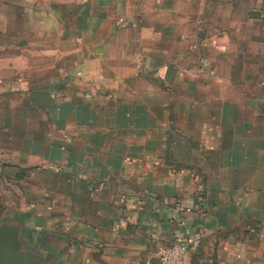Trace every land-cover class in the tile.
<instances>
[{"label": "crops", "instance_id": "1", "mask_svg": "<svg viewBox=\"0 0 264 264\" xmlns=\"http://www.w3.org/2000/svg\"><path fill=\"white\" fill-rule=\"evenodd\" d=\"M0 200L44 264H264V0H0Z\"/></svg>", "mask_w": 264, "mask_h": 264}, {"label": "water", "instance_id": "2", "mask_svg": "<svg viewBox=\"0 0 264 264\" xmlns=\"http://www.w3.org/2000/svg\"><path fill=\"white\" fill-rule=\"evenodd\" d=\"M21 218L0 219V264H44L39 253L25 241Z\"/></svg>", "mask_w": 264, "mask_h": 264}, {"label": "built area", "instance_id": "3", "mask_svg": "<svg viewBox=\"0 0 264 264\" xmlns=\"http://www.w3.org/2000/svg\"><path fill=\"white\" fill-rule=\"evenodd\" d=\"M189 253V245L182 240H176L169 247H160L156 252L159 264H183Z\"/></svg>", "mask_w": 264, "mask_h": 264}, {"label": "rangeland", "instance_id": "4", "mask_svg": "<svg viewBox=\"0 0 264 264\" xmlns=\"http://www.w3.org/2000/svg\"><path fill=\"white\" fill-rule=\"evenodd\" d=\"M8 206H9V204L6 205L4 203V201L0 200V214H3V215H6L5 213L9 214L11 211L10 210L6 211V209H8L7 208ZM189 253H188V256L186 257L185 261L183 262V264H218V263L213 262L211 259L203 258L201 256H198V255L196 256L193 254L190 255ZM155 258H156V255H155ZM148 264H159V263H158L157 259H153V260H150V262Z\"/></svg>", "mask_w": 264, "mask_h": 264}]
</instances>
